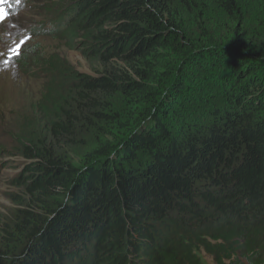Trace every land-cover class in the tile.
I'll return each instance as SVG.
<instances>
[{"label": "trees", "instance_id": "trees-1", "mask_svg": "<svg viewBox=\"0 0 264 264\" xmlns=\"http://www.w3.org/2000/svg\"><path fill=\"white\" fill-rule=\"evenodd\" d=\"M47 10L32 34L49 23L45 34L101 70L40 63L32 50L10 60L49 83L42 131L16 137L28 162L9 183L23 194L0 219V264H264V3ZM210 90L225 104L200 102Z\"/></svg>", "mask_w": 264, "mask_h": 264}, {"label": "rangeland", "instance_id": "rangeland-1", "mask_svg": "<svg viewBox=\"0 0 264 264\" xmlns=\"http://www.w3.org/2000/svg\"><path fill=\"white\" fill-rule=\"evenodd\" d=\"M60 1L52 0L53 5H51L44 3L43 0H33L21 14L5 21L0 27V219L4 221H10L17 208L10 198L11 194H23L22 188L14 187L9 183L23 172V166L28 162L19 153L20 144L16 137L19 135L24 138L31 135V131L28 130L30 125L34 128V134L42 131L43 118L39 110L37 111L36 105L46 84L49 83L47 75L24 73L10 61L9 55L13 53L12 45L20 37L28 36L29 39L22 44L21 51L32 50V56L34 55L40 63L56 58L64 65L83 74L93 75L101 70V64L88 61L78 49H69L65 40H58L45 33L35 37L29 31L33 28V24L43 21L49 7L53 9L54 4ZM260 1L264 3V0ZM189 23L190 21L187 22ZM217 93L219 90H210L201 95L199 101L210 107L215 104L224 105V102L214 103L213 95ZM121 100L119 96H115L111 102L114 106L121 107ZM208 100L211 104H208ZM191 104L199 105L195 99ZM24 141L28 142L27 139ZM74 150L79 151V148L75 147ZM8 247L12 251L10 245ZM202 256L204 264H214L211 256Z\"/></svg>", "mask_w": 264, "mask_h": 264}, {"label": "snow or ice", "instance_id": "snow-or-ice-1", "mask_svg": "<svg viewBox=\"0 0 264 264\" xmlns=\"http://www.w3.org/2000/svg\"><path fill=\"white\" fill-rule=\"evenodd\" d=\"M3 17H4L3 9H0V19H3ZM12 51L15 52V50Z\"/></svg>", "mask_w": 264, "mask_h": 264}]
</instances>
